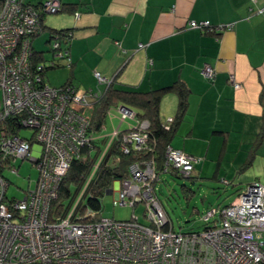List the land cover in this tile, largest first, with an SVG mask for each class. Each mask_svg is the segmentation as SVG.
Listing matches in <instances>:
<instances>
[{"label":"built area","instance_id":"2783aa9c","mask_svg":"<svg viewBox=\"0 0 264 264\" xmlns=\"http://www.w3.org/2000/svg\"><path fill=\"white\" fill-rule=\"evenodd\" d=\"M60 7L59 0H44L39 10L54 14ZM39 14L21 0H0V264H264V183L260 181L247 185L228 206L210 208L203 219H211L212 224L200 232L173 230L155 194L159 174L152 160L131 164L128 176L113 182L115 203L131 208L128 219L97 218L98 211L81 210L84 190L116 139L123 153L146 146L149 122L125 105L117 107L120 123L106 135L81 190L63 214L51 212L71 162L86 158L82 150L93 146L82 110L100 94L91 89L80 92L69 83L51 86L43 80L45 68L54 67L57 59L68 60L62 42L67 44L69 34L54 35L53 60L37 61L31 41L41 32ZM79 15L75 13L76 18ZM189 27L214 33L232 24L192 20ZM93 74L98 83L112 81L98 71ZM201 74L212 81L215 69L205 63ZM228 77L238 89L234 75ZM166 120L170 123L173 118ZM122 123L126 130L119 133ZM26 129L31 130L29 136L21 134ZM164 156L163 173L185 178L198 161L171 146ZM18 159L30 161L37 178L22 199H8L4 173L17 174ZM138 204L143 206L145 223L134 213Z\"/></svg>","mask_w":264,"mask_h":264},{"label":"crops","instance_id":"0c3cea01","mask_svg":"<svg viewBox=\"0 0 264 264\" xmlns=\"http://www.w3.org/2000/svg\"><path fill=\"white\" fill-rule=\"evenodd\" d=\"M22 1L36 6L43 0ZM59 1L61 15L44 14L45 31L31 44L47 61L52 52L46 57L35 44H49L50 29L72 30L71 65L59 86L70 82L102 93L105 84L97 82L94 71L114 77L115 88L140 92L180 81L188 89L187 106L170 145L197 156L193 179L220 178L239 190L264 183V0ZM192 20L232 27L210 33L189 27ZM57 62L65 66L64 59ZM205 63L215 69L213 81L201 74ZM169 95L176 96L161 100L160 114L163 103L171 102L163 121L177 113L178 99Z\"/></svg>","mask_w":264,"mask_h":264},{"label":"trees","instance_id":"16d2710c","mask_svg":"<svg viewBox=\"0 0 264 264\" xmlns=\"http://www.w3.org/2000/svg\"><path fill=\"white\" fill-rule=\"evenodd\" d=\"M42 2L36 6H32L34 10L40 13L39 20L42 26L40 33L45 31V26L43 25L42 22V16L44 14H50L39 10L41 8ZM24 4L30 5L27 3ZM62 10H63V6L61 4L60 10L57 13H60ZM76 12L78 11H73V15L75 18H76L75 16ZM56 34H60L61 36L69 34V39L66 42L67 44L64 45V42H62V48L67 47L68 60H66V58L63 59L65 60V62L69 61L68 64L69 66L67 67H70L71 62L69 57V50H70V42L73 37V32L70 28L49 30L50 41L48 40V42L50 46L49 50L50 52H52V58L47 61L54 59L53 56L54 53L52 51L51 45L53 42L52 41L53 37ZM33 53L35 54L36 57L35 59L37 61L40 62L45 61V59L42 56V53H38L34 51ZM57 66H59L58 62L55 63L54 67ZM46 69L47 68H45V70ZM111 79L112 81L109 84L107 85L105 84L104 91L102 93L99 91L100 96L96 98L89 106L90 113L85 114L89 120L88 134L91 133V136L93 137V140L91 142L93 146L91 149H89V147H86L82 150L83 153L87 154L86 158L84 159L77 158L71 162L67 173L62 178L58 197L57 199L52 201L50 205V210L52 213L63 214L64 210H67L68 206L73 201L75 194L78 193L83 187L86 177H88L89 172L96 161V158L100 154V150L103 148V145L106 142L105 141L106 135H103L101 130L103 127H105L104 123L106 121L107 112L111 108V106L115 104L117 101L123 102V105L128 106L131 109L134 108L135 110L134 109L133 110L136 112L137 117L140 120L145 119L149 122V127L147 129L148 137L146 141V146L139 150L131 147L129 153H123L118 148V143L120 142V139H116V141L106 151L104 157L98 164L96 171L94 172L93 176L91 177L90 181L88 182L84 190L82 200L80 203L81 210L84 211L90 208L94 211H100L99 197L104 193H107V191L111 189L113 182L115 180L127 177L129 166L133 163L136 162L140 163L143 161L152 160L155 164L160 180V175L163 173V165L165 160L164 155H165L166 147L171 146L170 141L175 133L177 124L182 119L186 111L188 89L182 82L177 81V82H173L168 86L161 87L158 89H153L148 92L124 90V89L115 88L113 83L114 77H111ZM68 83L71 84L70 82H66L60 86H64ZM172 93L175 94L178 99L177 107H176L177 113L173 117V120L170 123H168L166 120L167 118L164 121L162 120L160 114V104H161V100L166 95ZM166 124H168V129L165 128ZM121 126L122 124L119 127V133H122L126 130V128L121 129ZM120 137L121 135L118 136V138ZM93 151H94V155H92ZM174 175H179V174H174ZM188 178L193 179L194 177L190 175ZM72 186L76 190L74 195L71 194ZM64 200H68L67 206H65Z\"/></svg>","mask_w":264,"mask_h":264},{"label":"rangeland","instance_id":"374dc122","mask_svg":"<svg viewBox=\"0 0 264 264\" xmlns=\"http://www.w3.org/2000/svg\"><path fill=\"white\" fill-rule=\"evenodd\" d=\"M50 15V14H49ZM54 16L60 14H52ZM45 34L38 37L41 42L45 39ZM33 40V39H32ZM32 44V41H31ZM37 47L42 46V50L45 51L46 57H50L49 44L42 42ZM34 45V46H35ZM36 47V46H35ZM65 61V60H64ZM67 68L66 62L64 67L49 68L46 71V82L52 86H59L64 80L63 72ZM80 92L84 91L79 89ZM167 98H171L174 101L177 97L169 95ZM166 100V99H165ZM167 105L161 106V114H168L169 106L171 102L169 99L166 101ZM123 105V102L117 101L110 108L111 115H107L104 123V128L101 132L103 135L110 136L115 128L120 123V112L118 106ZM134 109V108H133ZM172 109L173 106H172ZM135 110V109H134ZM84 114H89L90 109L83 110ZM126 128V124L122 123L121 129ZM30 129L22 130L21 134L29 136ZM94 155V151L92 153ZM197 157V156H196ZM14 166L17 168V174L5 171L4 176L8 179L9 185L6 191L8 199L20 200L24 197V190L27 189L30 183L33 186L35 179L37 178V170L31 164L30 161H21L20 159L14 162ZM225 168L223 163L222 171ZM228 177V176H227ZM31 180V182H29ZM155 194L157 195L163 209L165 210L170 224L173 230L178 232H200L205 226L211 225V219L205 220L203 216L212 207H224L228 206L240 193L238 185L225 184L221 182L220 178L216 181L204 180V179H191L185 178L180 175H174L170 173H162L160 180L154 183ZM116 185L113 184L112 188L114 192L104 193L99 197L100 211L97 218H114L117 220L128 219L131 215V208L128 206H118L115 203L116 198ZM75 188L71 187V194H75ZM76 197V194H75ZM65 206L68 205V200H64ZM135 214L139 217L141 222L145 223V219L142 216L143 206L138 204L134 210Z\"/></svg>","mask_w":264,"mask_h":264},{"label":"water","instance_id":"95a60500","mask_svg":"<svg viewBox=\"0 0 264 264\" xmlns=\"http://www.w3.org/2000/svg\"><path fill=\"white\" fill-rule=\"evenodd\" d=\"M107 193H110V190Z\"/></svg>","mask_w":264,"mask_h":264}]
</instances>
